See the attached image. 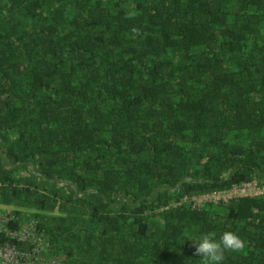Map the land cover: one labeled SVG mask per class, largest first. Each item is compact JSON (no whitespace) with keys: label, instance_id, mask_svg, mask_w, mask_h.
Wrapping results in <instances>:
<instances>
[{"label":"trees","instance_id":"obj_1","mask_svg":"<svg viewBox=\"0 0 264 264\" xmlns=\"http://www.w3.org/2000/svg\"><path fill=\"white\" fill-rule=\"evenodd\" d=\"M259 175L264 0H0L2 245L201 264L188 239L233 231L222 264H264L263 197L166 209Z\"/></svg>","mask_w":264,"mask_h":264},{"label":"built area","instance_id":"obj_2","mask_svg":"<svg viewBox=\"0 0 264 264\" xmlns=\"http://www.w3.org/2000/svg\"><path fill=\"white\" fill-rule=\"evenodd\" d=\"M1 186H3V182H0V187ZM258 196L264 198V175H259L258 177H255L248 181L236 182L228 188L214 190L212 192H203L195 194L186 193L177 200L173 199L166 206V209L170 206H178L183 203H186L191 205L193 209L200 210L205 208L206 206L220 204L226 205L234 200H239L241 198ZM2 225L3 214L0 215V232L2 231ZM16 234L19 235V233H15L13 236H15Z\"/></svg>","mask_w":264,"mask_h":264},{"label":"clouds","instance_id":"obj_3","mask_svg":"<svg viewBox=\"0 0 264 264\" xmlns=\"http://www.w3.org/2000/svg\"><path fill=\"white\" fill-rule=\"evenodd\" d=\"M188 240L193 242L201 264H222L225 252H239L245 247V241L233 231H224L218 238L214 232L201 233Z\"/></svg>","mask_w":264,"mask_h":264},{"label":"rangeland","instance_id":"obj_4","mask_svg":"<svg viewBox=\"0 0 264 264\" xmlns=\"http://www.w3.org/2000/svg\"><path fill=\"white\" fill-rule=\"evenodd\" d=\"M30 168H32L30 166ZM10 208H1L0 212L3 211L4 215ZM36 229L34 222H28L25 228L21 232V239H29V237L36 236ZM37 254H32L30 251H20L12 245L0 244V264H61L60 260L46 259L45 256L40 253L39 249L36 250Z\"/></svg>","mask_w":264,"mask_h":264}]
</instances>
